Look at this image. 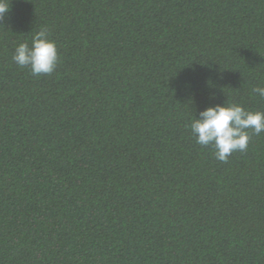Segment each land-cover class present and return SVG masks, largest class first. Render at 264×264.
I'll list each match as a JSON object with an SVG mask.
<instances>
[{
	"label": "trees",
	"instance_id": "obj_1",
	"mask_svg": "<svg viewBox=\"0 0 264 264\" xmlns=\"http://www.w3.org/2000/svg\"><path fill=\"white\" fill-rule=\"evenodd\" d=\"M47 28L34 76L16 45ZM264 0H11L0 20V264H264V132L222 162L188 125L264 111Z\"/></svg>",
	"mask_w": 264,
	"mask_h": 264
},
{
	"label": "clouds",
	"instance_id": "obj_2",
	"mask_svg": "<svg viewBox=\"0 0 264 264\" xmlns=\"http://www.w3.org/2000/svg\"><path fill=\"white\" fill-rule=\"evenodd\" d=\"M11 9V0H0V20ZM56 41L50 39L47 28L36 31L29 42H20L14 48L13 62L27 68L34 76L52 74L59 62ZM252 92L264 98V87H254ZM188 127L196 143L213 148L216 159L226 162L234 152L248 148L249 130L255 135L264 132V111L246 109L238 103L209 105L194 116Z\"/></svg>",
	"mask_w": 264,
	"mask_h": 264
}]
</instances>
